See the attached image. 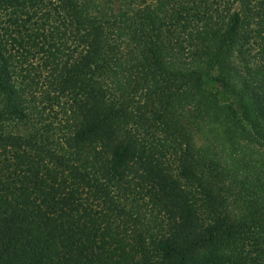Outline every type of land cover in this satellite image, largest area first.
<instances>
[{
    "label": "trees",
    "instance_id": "obj_1",
    "mask_svg": "<svg viewBox=\"0 0 264 264\" xmlns=\"http://www.w3.org/2000/svg\"><path fill=\"white\" fill-rule=\"evenodd\" d=\"M141 1L0 0V264H264V0Z\"/></svg>",
    "mask_w": 264,
    "mask_h": 264
},
{
    "label": "rangeland",
    "instance_id": "obj_2",
    "mask_svg": "<svg viewBox=\"0 0 264 264\" xmlns=\"http://www.w3.org/2000/svg\"><path fill=\"white\" fill-rule=\"evenodd\" d=\"M107 1V0H106ZM114 7L116 10H118L120 4H123L125 2H129L132 8H138L139 6H144L145 3H143L141 0H113ZM147 3L155 4V0H147ZM59 110L58 108H55V111ZM51 117L47 119L49 120H56L54 117V112ZM200 141L204 143H208L210 140V136L206 131H203L202 134L199 135ZM223 155L229 160L230 163H236L239 165L240 170H244L246 173L251 174L250 176H253L254 178H262L264 179V147L260 146L255 143H250L247 141H244L239 145V148L234 149L231 147H228L226 149V152L223 153ZM131 201H127V203L130 205ZM144 209V208H143ZM252 256L256 254V251L254 249L251 251Z\"/></svg>",
    "mask_w": 264,
    "mask_h": 264
}]
</instances>
